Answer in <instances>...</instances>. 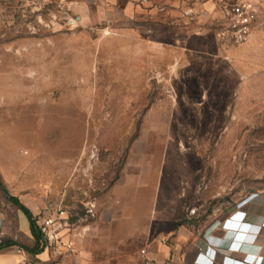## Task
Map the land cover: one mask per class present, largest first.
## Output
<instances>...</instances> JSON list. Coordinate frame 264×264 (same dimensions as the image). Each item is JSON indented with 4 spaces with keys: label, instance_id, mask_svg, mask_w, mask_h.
Returning <instances> with one entry per match:
<instances>
[{
    "label": "rangeland",
    "instance_id": "1",
    "mask_svg": "<svg viewBox=\"0 0 264 264\" xmlns=\"http://www.w3.org/2000/svg\"><path fill=\"white\" fill-rule=\"evenodd\" d=\"M78 1L0 0V210L65 212L74 251L25 264H143L264 197V0H222L259 8L250 40L192 56Z\"/></svg>",
    "mask_w": 264,
    "mask_h": 264
},
{
    "label": "crops",
    "instance_id": "2",
    "mask_svg": "<svg viewBox=\"0 0 264 264\" xmlns=\"http://www.w3.org/2000/svg\"><path fill=\"white\" fill-rule=\"evenodd\" d=\"M75 6L84 14L83 24L92 25L103 16L110 25L134 21L141 28L149 19L155 27L152 53L207 55L211 47L218 48L212 31L223 18L222 0H85ZM19 210L13 214L11 210H0L2 242L15 243L0 249V264H25L30 254L45 258L44 249L33 252L37 219L34 226ZM199 228L198 232L179 231L176 238L165 243L158 239L155 251L147 253L143 264H256L261 258L264 264V197L252 196Z\"/></svg>",
    "mask_w": 264,
    "mask_h": 264
},
{
    "label": "built area",
    "instance_id": "3",
    "mask_svg": "<svg viewBox=\"0 0 264 264\" xmlns=\"http://www.w3.org/2000/svg\"><path fill=\"white\" fill-rule=\"evenodd\" d=\"M223 18L218 22L215 38L222 47H237L246 44L259 21V8L248 2L238 1L222 6ZM246 214H244L245 216ZM62 208L47 210L43 217L37 219V231L41 239V249L45 251H74L71 226ZM232 220L229 219L227 223ZM68 231V232H66ZM3 234L0 231V244ZM58 253V251H57ZM56 253V254H57ZM259 259L256 264H261ZM226 264H234L228 261Z\"/></svg>",
    "mask_w": 264,
    "mask_h": 264
},
{
    "label": "trees",
    "instance_id": "4",
    "mask_svg": "<svg viewBox=\"0 0 264 264\" xmlns=\"http://www.w3.org/2000/svg\"><path fill=\"white\" fill-rule=\"evenodd\" d=\"M17 206L20 207L22 209V211L28 216L29 220L32 222V224L35 226V220H34V217L32 215V213L30 212V210L24 206H22L20 203H17ZM34 236H35V239H36V248L33 249V252L35 253H39L41 252L43 249H41V239H40V236L38 234V231L36 229V226H35V229H34ZM15 243H1L0 244V249L2 248H5V247H9V246H14Z\"/></svg>",
    "mask_w": 264,
    "mask_h": 264
},
{
    "label": "clouds",
    "instance_id": "5",
    "mask_svg": "<svg viewBox=\"0 0 264 264\" xmlns=\"http://www.w3.org/2000/svg\"><path fill=\"white\" fill-rule=\"evenodd\" d=\"M262 264V263H261Z\"/></svg>",
    "mask_w": 264,
    "mask_h": 264
}]
</instances>
